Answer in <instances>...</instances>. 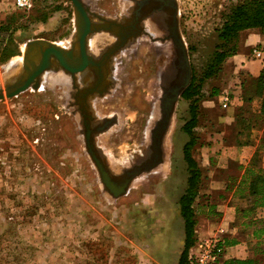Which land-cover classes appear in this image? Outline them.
<instances>
[{
	"label": "rangeland",
	"instance_id": "obj_1",
	"mask_svg": "<svg viewBox=\"0 0 264 264\" xmlns=\"http://www.w3.org/2000/svg\"><path fill=\"white\" fill-rule=\"evenodd\" d=\"M84 1L106 18L124 15L133 5L130 0ZM176 1L193 78L200 80L221 43L218 35L228 15L244 0ZM12 14L20 20L13 39L3 45L15 56L6 61L0 57L2 87L22 68L28 41L45 39L64 47L75 38L71 0H36L30 12L17 11L14 0H0V21ZM158 26L153 23L150 28L156 37L163 35ZM99 36L103 35L95 37ZM255 50L260 49L254 48L252 58ZM172 55V44L144 36L122 55L117 78L123 87L105 98L107 108L102 109L105 119H116V124L95 138L112 175L139 164L148 154L160 85L172 79L169 75L160 80L159 71L168 69ZM66 80L63 71L49 72L40 90L0 100V264H177L185 244L179 200L189 177L183 155L189 137L183 126L191 117L190 102L180 98L177 104L164 143V164L138 177L126 195L114 199L87 152L81 114L68 109ZM202 82L203 122L196 134L203 146L196 148L195 157L204 169L207 188L235 187L241 183L240 167L248 162L241 164L237 150L223 146L215 121L230 107L242 105L240 90L223 69ZM217 90L219 95L214 94ZM226 94L232 99L228 108L222 104ZM102 121L96 118L93 125ZM259 135L251 132L248 139L258 141ZM209 197L202 192L198 203L205 204ZM212 214L213 220L221 218L220 213ZM240 230L234 232L241 234Z\"/></svg>",
	"mask_w": 264,
	"mask_h": 264
},
{
	"label": "water",
	"instance_id": "obj_2",
	"mask_svg": "<svg viewBox=\"0 0 264 264\" xmlns=\"http://www.w3.org/2000/svg\"><path fill=\"white\" fill-rule=\"evenodd\" d=\"M71 2L75 15L74 40L79 44L80 56L75 57L71 51L45 39L28 41L24 50L22 68L11 77L13 79L9 83H6L4 87L0 86V100H4L5 97L9 99L17 97L29 89L40 90L42 78L46 73L66 71L68 74H75L84 71L86 66H89L93 61V58L88 54V44L95 35L110 33L112 37L117 38L118 41L113 48L115 52L124 50L130 41H136L146 35L142 26L144 21L149 20L159 25L158 27L163 30L164 35L163 18L156 17L164 11L158 6L159 3L172 4L177 15L179 14L176 0H132L133 5L129 15L123 23H120L108 20L92 11L84 0H71ZM178 21V17L175 15L171 27L172 35L165 37V40H168L166 44H172L174 49V56L172 55L170 61L174 76L167 86H160L161 96L154 112L156 120L150 131L149 152L142 162L118 175H112L100 155L95 138L114 126L116 119H104L98 124H92L94 116L88 102L90 99H96L93 89H86L81 94L82 97L76 100L80 107L77 112L82 116L87 152L99 173L104 188L114 199L126 195L138 177L150 173L164 164L165 139L170 135L177 104L184 91L191 85L193 78L189 51L180 32ZM128 32H132V37L127 35ZM163 72V68L160 69L159 79ZM106 94V91L101 92L98 98H104Z\"/></svg>",
	"mask_w": 264,
	"mask_h": 264
},
{
	"label": "trees",
	"instance_id": "obj_3",
	"mask_svg": "<svg viewBox=\"0 0 264 264\" xmlns=\"http://www.w3.org/2000/svg\"><path fill=\"white\" fill-rule=\"evenodd\" d=\"M19 20V15L12 14L7 16L5 20L0 21V57L3 61L15 56L10 47L5 48L3 45L6 40L13 39ZM250 29H257L264 34V0H244L232 10L219 32L218 38L221 43L218 45L204 77L200 80L194 77L191 85L182 95L185 101L190 102L191 117L183 126L184 133L189 137L188 142L183 147L189 177L186 191L179 200L185 229V246L179 264H187L189 251L198 241L199 213L196 206L203 205L198 203V200L201 198V193L206 189L204 169L195 157L196 148L203 146L201 136L196 134L203 122V112L200 105L202 81L219 74L226 60L238 54L239 34ZM235 86L240 90L238 101L242 104L238 106L239 114L237 118V127L240 130L238 133V146H241L244 143L251 142L248 138H250L252 132L253 121L264 119V69L256 78L242 72ZM219 93L220 91L217 90L214 94L219 95ZM258 98L261 100L260 112L252 115L253 104ZM245 134L246 139L242 138ZM261 148L264 149V139ZM260 162L259 155L256 153L246 167H240L244 173L238 188L241 191L240 195L247 199L249 206L238 210V222L233 225L239 227L242 232H249L253 236L256 241L253 247L256 258H235L225 261L224 264H264V218L257 217L258 209L264 208V169L260 168ZM235 244H238L236 240L225 239V247L234 246Z\"/></svg>",
	"mask_w": 264,
	"mask_h": 264
},
{
	"label": "crops",
	"instance_id": "obj_4",
	"mask_svg": "<svg viewBox=\"0 0 264 264\" xmlns=\"http://www.w3.org/2000/svg\"><path fill=\"white\" fill-rule=\"evenodd\" d=\"M238 40V54L228 58L222 67L225 77L232 81H237L242 72L249 74L252 78L258 77L264 69V34L257 29H250L241 32ZM256 47H259V49L262 50L261 58L251 57V53ZM255 102L256 106L253 111L258 114L260 112L261 100L258 98ZM234 106L236 105L234 104ZM238 109V107H230L224 118L215 121V125L218 126L222 133L223 146L230 149L235 148L238 152L236 159L241 160V164L245 161L249 163L257 153L261 160L260 168L264 169V149L261 148V143L264 139V119H259L252 123V132H258L260 134L258 141H251L248 144L244 143L243 145L238 146V133L240 131L237 127ZM243 173L244 172H242V174ZM207 187L204 192L208 193L211 197H209V201L205 203L206 206L203 204L199 207L201 213L198 212V240L213 235H220L223 236L224 239L236 240L238 242V244H235L234 246L226 247L225 256L218 264H224L225 261L235 258H256L255 253L253 252V247L256 241L253 236L249 232H242V230H240L241 234L238 232L235 233V229L238 230L240 228L233 226L237 220L238 210L249 206L247 199L240 195L241 191L238 189V186L234 187V185H227L223 188L210 185L209 188ZM212 213H220L221 218L213 220ZM257 217L264 218V208L258 209ZM182 253L180 254V257ZM177 264H179V261Z\"/></svg>",
	"mask_w": 264,
	"mask_h": 264
},
{
	"label": "flooded vegetation",
	"instance_id": "obj_5",
	"mask_svg": "<svg viewBox=\"0 0 264 264\" xmlns=\"http://www.w3.org/2000/svg\"><path fill=\"white\" fill-rule=\"evenodd\" d=\"M130 2L133 3L132 0H130ZM158 6L164 9V11L156 17L163 18L162 23L165 27V33L164 35L158 37L150 33V28L153 27V23L147 20L142 23V26L146 31V35L143 36L148 37L154 43L166 44L168 43V40H165V37H171L172 35L171 27L174 23V16L176 15V17L179 18V14L177 15L174 6L168 2L159 3ZM129 13L130 10L127 11L124 15L115 14L113 18H104L123 23ZM178 25L180 27V21H178ZM98 35L103 36H94L95 38L93 37L88 44V54L93 58L92 63L89 66H86L84 71L75 74H68L66 71H63L67 76L66 82L69 84L70 89L67 94L69 100L68 109L77 111L80 108L78 106V102L76 101L77 98L82 97L81 94L86 89H93L95 91L96 99H90V101L88 102L92 111V115L94 116L92 124L95 123L96 118L104 120L106 117H108L107 115H102V109L107 108L106 106L104 107L103 102L107 96H110V93H115L117 92V89H121L123 87L121 79L117 78L119 65H121L123 62L122 55L125 52L133 50L134 48V40H132L128 43L124 50L115 52L113 51V48L114 44H116L118 41L117 38L112 37L110 33H103ZM104 35L111 38L110 42L108 41V37ZM127 35L132 37L133 34L132 32H128ZM64 48L68 51H71L75 57L80 56L79 44L75 42V40L71 41L67 46H64ZM56 84H59V82L57 81ZM105 91L107 92L106 96L104 98H98L99 94ZM147 195L152 196L149 194H143V196Z\"/></svg>",
	"mask_w": 264,
	"mask_h": 264
},
{
	"label": "built area",
	"instance_id": "obj_6",
	"mask_svg": "<svg viewBox=\"0 0 264 264\" xmlns=\"http://www.w3.org/2000/svg\"><path fill=\"white\" fill-rule=\"evenodd\" d=\"M36 0H14V7L17 11L30 12L35 7ZM255 57H262V50L254 51ZM224 108L232 104L228 94L222 97ZM225 239L220 235H213L199 239L195 246L190 249L187 264H218L225 256Z\"/></svg>",
	"mask_w": 264,
	"mask_h": 264
},
{
	"label": "bare ground",
	"instance_id": "obj_7",
	"mask_svg": "<svg viewBox=\"0 0 264 264\" xmlns=\"http://www.w3.org/2000/svg\"><path fill=\"white\" fill-rule=\"evenodd\" d=\"M95 36H96V35H95ZM93 37H94V36H93ZM93 37H92V38H93ZM92 38H91V39H92ZM89 43H90V42H89ZM46 74H47V73H46ZM46 74H45V75H46ZM166 74H167V76H166ZM169 75H170V78L173 79V76H174V75H173V71H172V68H171L170 65L168 66V69H165V68H164V72H163V74H162V76H164V77H163L162 79L166 80V79L169 77ZM43 77H44V76H43ZM172 79H171V81H172ZM160 80H161V78H160ZM42 81H43V78H42ZM171 81H170V82H171ZM161 82H162V81H161ZM170 82H169V83H170ZM169 83H168V82H166V83H161V86H167Z\"/></svg>",
	"mask_w": 264,
	"mask_h": 264
}]
</instances>
